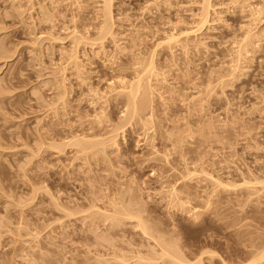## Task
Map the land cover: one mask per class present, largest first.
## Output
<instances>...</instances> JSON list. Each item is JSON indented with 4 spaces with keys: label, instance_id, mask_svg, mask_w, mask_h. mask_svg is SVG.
Here are the masks:
<instances>
[{
    "label": "rangeland",
    "instance_id": "obj_1",
    "mask_svg": "<svg viewBox=\"0 0 264 264\" xmlns=\"http://www.w3.org/2000/svg\"><path fill=\"white\" fill-rule=\"evenodd\" d=\"M163 240L264 264V0H0V264Z\"/></svg>",
    "mask_w": 264,
    "mask_h": 264
},
{
    "label": "bare ground",
    "instance_id": "obj_2",
    "mask_svg": "<svg viewBox=\"0 0 264 264\" xmlns=\"http://www.w3.org/2000/svg\"><path fill=\"white\" fill-rule=\"evenodd\" d=\"M207 1L209 2L210 0H205L206 3H208ZM206 7H207V6H206ZM188 34H189V33H188ZM188 34H187V36H188ZM189 35H190V34H189ZM176 39H177V41H178V37H176V36H172V35H171V36H168V38H167V40H168V41H167V44H168V43L171 44V43H173L174 41L177 42ZM141 83H142V81H141L140 79L137 81L136 84H135V83H134V84L132 83V85H130V84L128 83V85L131 86V87H129V86H127L126 88L124 87L123 90L126 91L128 88H131V89H132V86H134L132 90H133V91H136V90H134V89L137 88V90L140 92V91H142L141 89H142L143 86H144V85H142ZM135 85H136L137 87H136ZM123 86H124V85H123ZM125 86H126V84H125ZM121 90H122V89H121ZM123 90H122V91H123ZM132 90L129 91V93H130L129 96H133V97H131V98L135 99V98H134V97H135V94H138V95H139V93H138L137 91H136V93H135V92L133 93ZM122 91H121V92H122ZM127 92H128V90H127ZM127 92H126V93H127ZM124 93H125V92H124ZM140 93H141V92H140ZM133 99H132V100H133ZM141 103H142V102H141ZM82 144H84V143H82ZM82 144L80 143L81 146H83ZM210 179H211L212 181H214L216 184H218V185H220V186H223V183H222V182L218 181L217 179L213 178L212 176H210ZM136 217H137V216H136ZM132 218H135V216H134V217H131V219H132ZM141 218H142V217H141ZM143 219H144V218H143ZM134 220H135V219H134ZM140 220H141V219L138 218V227L141 228V229H142L141 231H143L144 233H146L147 236H148V234H149V231H148L149 228L146 227V225L143 224V220H141V221H140ZM133 222H134V221H133ZM136 226H137V225H136ZM155 240H156V239H155ZM165 240H166V239H165ZM157 241H158V239H157ZM158 242H159V241H158ZM158 242H157V243H158ZM162 242H164V240H163ZM165 242H166V241H165ZM165 242L163 243V245H161L162 243L160 242L161 244L159 245V247H160V252H161V254H159V256H158L159 258H158V257L155 258L154 256H155L156 254H155V255L153 254V255H154V256H153L154 258H152V256H151L150 258H146V259H149L148 262H150V261L152 262V261H153L154 264H159V262L157 263V261H158L159 259H163L164 263H162V264H187V262H185V261L183 260V257L181 256L182 254H181L180 252L177 251V250L179 249V247H178V246H177V247H176V246L170 247L169 244H167L168 242H166V243H165ZM158 244H159V243H158ZM165 244H166L167 246H166ZM164 245H165V246H164ZM174 247H176V249H174ZM173 249H174V250H173ZM175 250H176V251H175ZM179 251H180V250H179ZM157 255H158V254H157ZM157 255H156V256H157ZM141 258H142V256L139 258L140 261H141V260H144V259H143L144 257H143L142 259H141ZM117 259H119V258L117 257ZM123 259H124V258H121V257H120L119 260L122 261ZM164 259H165V260H164ZM124 260H126L125 263L128 262V261H127L128 259H124ZM124 260H123V262H124ZM160 261H161V260H160ZM163 261H162V262H163ZM119 262H120V261H118V263H119ZM146 262H147V261H146ZM153 262H152V264H153ZM155 262H156V263H155ZM120 263H122V262H120ZM125 263H124V264H125ZM139 263H140V262L137 261L136 264H139ZM134 264H135V263H134ZM140 264H141V263H140ZM142 264H144V263H142ZM146 264H147V263H146ZM148 264H149V263H148ZM150 264H151V263H150ZM188 264H189V263H188Z\"/></svg>",
    "mask_w": 264,
    "mask_h": 264
}]
</instances>
